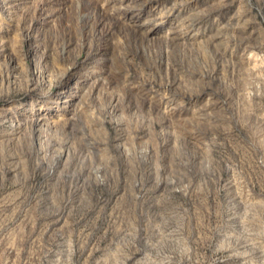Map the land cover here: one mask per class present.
<instances>
[{"label": "rangeland", "instance_id": "rangeland-1", "mask_svg": "<svg viewBox=\"0 0 264 264\" xmlns=\"http://www.w3.org/2000/svg\"><path fill=\"white\" fill-rule=\"evenodd\" d=\"M0 264H264V0H0Z\"/></svg>", "mask_w": 264, "mask_h": 264}]
</instances>
